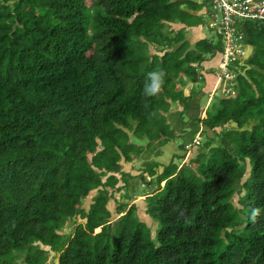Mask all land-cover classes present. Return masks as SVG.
<instances>
[{
    "label": "trees",
    "instance_id": "16d2710c",
    "mask_svg": "<svg viewBox=\"0 0 264 264\" xmlns=\"http://www.w3.org/2000/svg\"><path fill=\"white\" fill-rule=\"evenodd\" d=\"M184 2L0 0V264H46L41 245L58 253L57 264H264V25L256 21L242 28L251 54L231 61L240 66L236 94L193 119L216 137L180 168V154L164 164L143 153L154 236L135 203L121 202L114 232L108 225L107 188L116 187V173L126 188L132 177L121 158L132 161L145 148L130 134L148 138L156 156L181 137L167 121L171 103L193 98L197 90L185 96L186 85L202 86L203 62L222 55L220 36L190 48L185 28L172 26L190 25L185 19L197 9L177 6ZM155 70L165 83L147 96ZM221 126L228 130L217 132ZM67 222L73 228L62 233Z\"/></svg>",
    "mask_w": 264,
    "mask_h": 264
},
{
    "label": "rangeland",
    "instance_id": "374dc122",
    "mask_svg": "<svg viewBox=\"0 0 264 264\" xmlns=\"http://www.w3.org/2000/svg\"><path fill=\"white\" fill-rule=\"evenodd\" d=\"M188 1L189 2L180 3L177 6L183 7L186 10H189L191 7H194L197 10L198 9H202V8H204V9L207 8V10H209V12L200 11V12H198L195 15L191 14L190 16L186 17V19H185L186 22L189 23L191 26H194L196 28L200 27V25H201L203 33L205 34V37L209 38V39H211L213 41H217L219 39V34L217 32L216 26H214L212 24L209 25V22H208L210 20V15L214 14V10L212 8L210 0H188ZM250 11L257 12L258 9L251 8ZM239 21H240V19H238V23H239ZM247 24L249 26L251 25L250 22H248ZM192 30H193L192 28L185 29L184 30L185 31L184 33L186 35L185 37H187L188 35L192 34V32H193ZM194 30L197 31V29H194ZM194 38H197V36L194 37ZM254 38L255 37H251V39H254ZM262 40H264V39L262 38L261 41ZM244 41H245V39L243 38V45L242 46L244 48L240 49L239 59L245 62L246 61L245 59H247L248 56L251 54L252 48L249 45H246ZM236 43L242 44L240 40H236ZM192 47H193V44L191 45L190 48H192ZM150 48H151V51L153 52L154 51L153 47L150 46ZM221 64L222 63H221V59H220L218 61V64H217L216 67L209 66L207 71H206L208 73L210 72V73L214 74V77L216 78L217 84H216V86H214V88L212 90H210V91L209 90L208 91L205 90L198 97L195 96V98H199V101H200L199 111H200V107L203 110L212 101H214V100H216L218 98H223V97H226V96H231V94L232 95L236 94V90L234 88V83H233L234 80L233 79H234L235 70L236 69L238 70L240 68V66H238L237 63H235L236 68H234V66H228L227 69H223V71H222V69L220 67ZM203 70H205L204 67L201 68V71H203ZM222 73H224L225 75H222ZM227 78H229V79H227ZM218 82H220V83L218 84ZM192 86H194L193 88H195V90H199V89L201 90L203 88V86H205V82L203 83L202 86H201V83H199V84L197 83V84L191 85L190 87H192ZM173 106H175V104L171 103V107H173ZM171 107H170L169 111L172 110ZM185 108H186V112H185L184 117H185V119H190V116L187 113V111H188L187 107L185 106ZM194 128L199 129V124L197 122L194 124ZM216 130H217V132L219 130L227 131L228 127L225 128L224 126L223 127L221 126L218 129H216ZM190 134H192V132ZM190 134L185 135V136H187L186 139L191 140L192 135H190ZM212 134H213V130H209V128H206L205 132L202 133V139H201V142H200V143H202L201 144L202 148L204 147L203 144L205 145L207 143V141H209V139L212 138V137H210V136H212ZM130 136H131V134H130ZM143 139H145V136H144ZM143 139H141V140L138 139V140L142 141ZM155 141L153 142L154 144L157 143ZM177 142H181V141L177 139L176 143L174 142V143H171V144L168 141L166 143V145L168 144V146H167L165 154L168 155L166 157V159L170 160L172 154H174V153L176 154V150L178 149L177 153L182 155V159L176 158L175 161L180 164L179 165V168H180L182 166H187L188 165L187 162H188L189 159H191V160L195 159L197 157V154H196L197 152H195L196 151V147H192V148H190L189 151H184L183 152L182 150H180L181 148L178 146ZM218 142H219V138H218ZM162 146L160 145L159 149H161ZM163 147H162V149H163ZM146 148H147V150H150L149 149L150 146H147ZM91 156H92V154L88 155V158L90 159ZM145 159H147V156L144 157V159H141L140 161H136L134 163V166L136 168L133 166L132 167L133 169H132L130 163L126 164V165H124L122 167V171L124 169H131L132 173H130V174H133L134 176H138L139 177V179H137L136 181L131 183V178L128 175L127 176V178H128V188L122 186L123 185V181L121 180V177H120V175L118 173H116V176L118 177V183H117L116 187H119V189H116V187L115 188H107L108 192L111 193V196L108 199V202L106 203V206H107V208L110 211L109 221H113L114 222L112 225H110L112 232H114L113 229L117 225V222L119 221V218L122 215V213H120V211H122L123 207H121V203L120 202L122 201V199L123 200L126 199L125 202H128L127 199H129L130 200L129 203H131V202L133 203L134 202L138 206L137 215L139 216V218L142 221H144L149 226L151 236L153 237L154 234H155V230H156L158 224L155 221H152L151 217L148 214L147 215L149 217L144 213L145 202H144L143 197H140L145 192L150 191L149 186L144 185V184H147L149 182V179L148 178H144V177L140 178L139 175H136L137 174L136 171L138 169L142 168L143 160H145ZM192 162H193V165H197L196 162H194V161H192ZM246 168H247V170H249L248 163H246ZM246 175H247V173L242 178V180L245 179ZM239 183H240V181H239ZM239 187H240V185L238 184V182H235L234 183L235 190L239 189ZM95 192H97L96 189H94V190L89 192L87 197L82 202V207H84L85 209L89 208V205L92 203V198L95 195ZM241 194H242V192L241 193L235 192L233 194L231 200H232V202H233V204L235 206L240 207V204L238 203V198H239V196ZM74 221H75V224H77V223H79L81 221L84 222V220H80L78 217H76ZM69 225H71V227ZM72 228H73V224H70V222H67V224H66L64 230L62 231V233L69 232V231H71ZM97 228H99V229H97ZM99 230H100V226H97V227H95V231L94 232H98ZM41 248L44 249V250H48V253H49L48 254V259L46 261V264H57V262H58V253L50 250L49 246L41 245ZM18 264H25L23 262L22 258L18 261Z\"/></svg>",
    "mask_w": 264,
    "mask_h": 264
},
{
    "label": "crops",
    "instance_id": "0c3cea01",
    "mask_svg": "<svg viewBox=\"0 0 264 264\" xmlns=\"http://www.w3.org/2000/svg\"><path fill=\"white\" fill-rule=\"evenodd\" d=\"M200 11H202V12H204V11H207V8H202V9H198V10H196V11H192L194 14H197L198 12H200ZM191 13V12H190ZM172 26L173 27H176V28H181V27H184L185 29H189V28H192L193 30V32H192V34H190V35H188L187 37H185L186 38V40H188L189 41V43H191V45L192 44H194L197 40H199V39H201V38H203V37H205V34L203 33V30H202V27H201V25H200V27H194V26H191V25H185V23H183V22H177V23H172ZM194 29H197V31H195ZM197 34V35H196ZM197 36V38H194V37H196ZM243 38H244V34H243ZM194 41V42H193ZM220 58H221V55H219V54H217L215 57H213L212 59H208V60H206L205 62H203V64H202V66L204 67V69L205 70H203V71H201V74H202V77H204V81H205V86H203V88L200 90H195L196 92L195 93H193V98H191V99H188V100H186V101H184L185 103L184 104H182L180 101L178 102V101H176L174 104H175V106H173V107H171L172 108V110L171 111H169L166 115H167V121H168V123L170 124V126H171V128L178 134H182L181 135V137H180V135L178 136V137H175V138H171V139H169L168 141L170 142V144L171 143H176V141H177V139L178 140H180L181 142H177L178 143V146H179V144H185V148L184 149H180V150H182L183 152L184 151H189V150H186L187 149V147L189 146V143L192 141V139L191 140H189V139H186V137L187 136H185V135H187V134H190L191 132H192V134L194 133V131L197 129V128H194V125H193V119L194 118H196L197 116H200V117H205L206 116V113H205V111H206V108H207V106L205 107V109H203L202 110V108L200 107V111H199V106H200V101H199V98H195V96L196 97H198L199 95H201L202 94V92L203 91H210V90H212L213 88H214V86H216V84H217V81H216V78L214 77V74H212V73H208V72H206L207 71V69H208V67L209 66H213V67H216L217 66V64H218V61L220 60ZM218 84H219V82H218ZM191 85H194V84H192V83H188L187 85H186V87L184 88V95L185 96H188L189 94H190V91H191ZM219 86V85H218ZM193 87V86H192ZM194 92V91H193ZM197 94V95H196ZM185 106L187 107V113L189 114V116H190V119H185V117H184V115H185V112H186V108H185ZM206 129L205 128V126L204 125H199V130L200 129ZM216 129H218V128H216ZM209 130H211V129H209ZM205 131V130H204ZM191 135V134H190ZM210 137H216V135H215V132H213V134H212V136H210ZM164 137H160L159 139H157L155 142H157V141H159L160 139H163ZM131 140L133 141V142H135V143H138V144H142V145H144L145 146V148H144V151L140 154V156L139 157H137V158H135V159H133L132 161H129V162H127V161H125V159H124V157H122L121 158V161H120V164L122 165V167L124 166V165H126V164H129L130 163V165H131V168L134 166V163L136 162V161H140L141 159H142V156H143V153H148L149 154V156H151V157H149L150 159H153V160H155V161H157V162H159V163H164V164H168L169 162H170V160L173 158V156H174V154H172V156H171V159L170 160H167L166 159V157L168 156V155H166L165 154V152H166V149H167V146H168V144L166 145V143L168 142H166L162 147H163V149H162V147H161V149H160V154L159 155H154V153H153V151L152 152H148L147 151V146H149L148 145V138H146L145 137V139H143L142 141H140V140H138L136 137H134V135H132L131 134ZM217 140H218V137H217ZM170 147V146H169ZM193 147H196V151L195 152H197V150H198V148L199 147H197V146H193ZM177 151H178V149L176 150V154H178L177 153ZM190 160V159H189ZM189 160H188V162H189ZM187 162V163H188ZM180 165V164H179ZM135 167V166H134ZM136 168V167H135ZM144 168V166H143V164H142V168H140V169H138L136 172H137V174L136 175H139L140 176V178L142 177H144V178H148L149 179V181L151 180L150 179V177H148V176H146L145 174L142 176L140 173H141V171H142V169ZM133 169V168H132ZM124 172H127V173H132L131 172V169H124L123 170ZM160 172V170L158 171V173ZM132 175V177H130L131 178V183L132 182H134V181H136L137 179H139V177L138 176H134L133 174H131ZM149 183V182H148ZM163 184V183H162ZM144 185H147L148 186V184H144ZM124 187V186H123ZM122 191V190H121ZM95 194H96V192H95ZM140 196V195H139ZM138 196V197H139ZM145 194L144 195H141L140 197H143V199L145 198ZM126 201V199H122V201L121 202H125ZM127 201L128 202H130V200L129 199H127ZM120 202V203H121ZM144 209H145V206H144ZM109 210V209H108ZM145 213V212H144ZM139 217V216H138ZM141 220V219H140ZM142 221V220H141ZM114 222L113 221H109L108 222V225L110 226V225H112Z\"/></svg>",
    "mask_w": 264,
    "mask_h": 264
},
{
    "label": "built area",
    "instance_id": "2783aa9c",
    "mask_svg": "<svg viewBox=\"0 0 264 264\" xmlns=\"http://www.w3.org/2000/svg\"><path fill=\"white\" fill-rule=\"evenodd\" d=\"M210 3L214 14L210 15L209 25L216 26L219 36L224 41L221 65L223 69H227L229 59L234 51H238L236 40L243 38V23L252 20L264 25V0H210ZM251 8L258 11H250Z\"/></svg>",
    "mask_w": 264,
    "mask_h": 264
},
{
    "label": "clouds",
    "instance_id": "9594fccd",
    "mask_svg": "<svg viewBox=\"0 0 264 264\" xmlns=\"http://www.w3.org/2000/svg\"><path fill=\"white\" fill-rule=\"evenodd\" d=\"M209 22V21H208ZM261 24V23H260ZM263 25V24H262ZM222 39V38H221ZM241 41L242 44L236 43L237 44V48L238 51H234L233 56L231 57V59H229L228 62V66H231V61L233 59L239 58V52L241 48H244L243 45V38L242 39H238ZM223 41V39H222ZM224 42V41H223ZM225 47V44H224ZM224 47H223V52L221 55V63H222V58H223V53H224ZM222 71H223V67L222 65H220ZM166 73L163 70H155V71H151L147 73V82L145 83V87H144V94L147 96H157L163 89V85L165 83L164 77H165ZM222 75H225L224 73H222ZM221 78V77H220ZM229 79V78H227ZM220 83V82H219ZM199 125H203L202 123H198ZM206 128V127H205ZM197 132L194 134L193 138H192V143H194L195 145L193 146H197L200 144L201 139H202V133L205 132L204 128L203 129H196ZM196 140H198V143H196ZM190 146V143H189ZM188 146V147H189ZM132 203V202H131ZM130 203V204H131ZM134 203V202H133ZM146 214V213H145ZM147 215V214H146ZM260 215V209L259 208H253L251 210V216L250 219L255 222L257 217ZM148 216V215H147ZM149 217V216H148Z\"/></svg>",
    "mask_w": 264,
    "mask_h": 264
}]
</instances>
